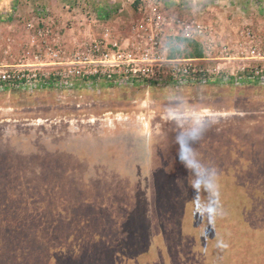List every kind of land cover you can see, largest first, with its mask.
<instances>
[{
	"label": "rangeland",
	"instance_id": "rangeland-1",
	"mask_svg": "<svg viewBox=\"0 0 264 264\" xmlns=\"http://www.w3.org/2000/svg\"><path fill=\"white\" fill-rule=\"evenodd\" d=\"M153 1L169 56L264 66L250 58L264 0H0V66L49 74L100 40L142 49ZM82 85L0 91V264H77L81 245L93 264L108 246L132 250L125 264H264L263 83Z\"/></svg>",
	"mask_w": 264,
	"mask_h": 264
},
{
	"label": "built area",
	"instance_id": "built-area-1",
	"mask_svg": "<svg viewBox=\"0 0 264 264\" xmlns=\"http://www.w3.org/2000/svg\"><path fill=\"white\" fill-rule=\"evenodd\" d=\"M141 12L140 27L149 37L146 46L135 50L117 42H94L86 51L77 53L63 70L45 74L39 67L0 66V91L41 90L52 82L53 86L73 91L99 89L101 84L129 88L183 89L215 84L231 83L239 86L249 83L264 84V66L227 68L208 64L206 57H171L158 41L164 25H168L161 2L153 1L138 7ZM180 35L194 38V30L184 20L178 19ZM201 30L198 29V32ZM251 59L263 60L264 56L253 48ZM54 55V54H53ZM82 85V86H83Z\"/></svg>",
	"mask_w": 264,
	"mask_h": 264
},
{
	"label": "trees",
	"instance_id": "trees-1",
	"mask_svg": "<svg viewBox=\"0 0 264 264\" xmlns=\"http://www.w3.org/2000/svg\"><path fill=\"white\" fill-rule=\"evenodd\" d=\"M106 15H108V12L105 9L101 10L98 14V16L100 18H104ZM200 54H201V52L198 51L195 56L200 57ZM50 84L53 86V84L51 82L46 87L50 86ZM82 87L84 88V85ZM238 216L240 217L241 215H237V218H235V219L238 220ZM238 223L239 222L231 224V227L235 226ZM247 240H252L253 242L256 241L254 238H249V239L247 238ZM243 244H240V246L238 247L240 252H242V250L244 252L250 251V253L254 252V250L257 251L256 247L255 248L252 247V246H255L253 243L249 244L247 241V244H245V246ZM87 250H91V249H89L88 247H86L84 245H81L79 248L78 254L72 256V257H74V259L72 258L69 260H72V261L76 260L77 264H93V259H91L90 252H87ZM130 253H132V250H129V252L127 254H124V253L118 252V250L116 249L115 246H108V248L105 247V252H104V259L105 260H102V264H125L124 263L125 260L127 261V263H129V261L131 262L133 259H135L138 263V259L136 257H134V255H132V254L129 255Z\"/></svg>",
	"mask_w": 264,
	"mask_h": 264
},
{
	"label": "clouds",
	"instance_id": "clouds-1",
	"mask_svg": "<svg viewBox=\"0 0 264 264\" xmlns=\"http://www.w3.org/2000/svg\"><path fill=\"white\" fill-rule=\"evenodd\" d=\"M181 161L185 162L183 159V151H181ZM212 175L214 176V172L212 173ZM212 212H214V209L211 210L210 215L212 214Z\"/></svg>",
	"mask_w": 264,
	"mask_h": 264
}]
</instances>
